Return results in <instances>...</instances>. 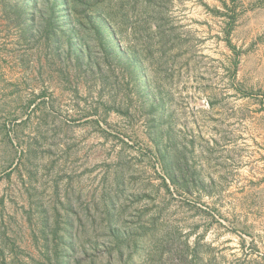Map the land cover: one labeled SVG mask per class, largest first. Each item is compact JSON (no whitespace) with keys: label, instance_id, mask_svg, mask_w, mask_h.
<instances>
[{"label":"rangeland","instance_id":"374dc122","mask_svg":"<svg viewBox=\"0 0 264 264\" xmlns=\"http://www.w3.org/2000/svg\"><path fill=\"white\" fill-rule=\"evenodd\" d=\"M0 264H264V0H0Z\"/></svg>","mask_w":264,"mask_h":264},{"label":"trees","instance_id":"16d2710c","mask_svg":"<svg viewBox=\"0 0 264 264\" xmlns=\"http://www.w3.org/2000/svg\"><path fill=\"white\" fill-rule=\"evenodd\" d=\"M230 25L232 24V20H231V22L229 23ZM230 29H231V26L228 28V33H230Z\"/></svg>","mask_w":264,"mask_h":264}]
</instances>
